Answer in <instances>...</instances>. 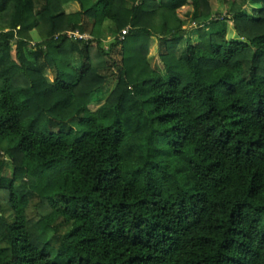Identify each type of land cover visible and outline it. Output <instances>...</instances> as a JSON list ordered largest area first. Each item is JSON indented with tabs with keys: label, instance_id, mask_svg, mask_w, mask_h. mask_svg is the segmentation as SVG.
<instances>
[{
	"label": "trees",
	"instance_id": "1",
	"mask_svg": "<svg viewBox=\"0 0 264 264\" xmlns=\"http://www.w3.org/2000/svg\"><path fill=\"white\" fill-rule=\"evenodd\" d=\"M215 1L0 0V264H264V0Z\"/></svg>",
	"mask_w": 264,
	"mask_h": 264
},
{
	"label": "rangeland",
	"instance_id": "2",
	"mask_svg": "<svg viewBox=\"0 0 264 264\" xmlns=\"http://www.w3.org/2000/svg\"><path fill=\"white\" fill-rule=\"evenodd\" d=\"M214 4H215L214 5V13H225L226 12L225 5L223 4V2L217 0L214 2ZM72 9H74V8H70V7L67 8L68 11H72ZM86 23H87V28L90 29L92 26V20L87 19ZM195 25L196 24L193 23L192 25L186 26V28H187L186 33L189 34L190 36H192L194 39H196L198 36L196 33ZM104 27L105 28H104L103 38H102L103 39L102 45L105 49H108L110 44L115 41V38H114L115 34L113 33V24L110 21L106 20ZM84 35L86 38L87 37L89 38L88 33H86ZM33 36L35 39L34 42L39 40V38L35 32H33ZM184 45H186L185 40L182 41L179 49L182 50V47ZM162 51H164L163 43L158 37H155L153 39L152 44H151L150 55H149V60H150L151 66L155 69L162 70L164 67L163 63L161 61V57H160ZM114 59L117 60L118 62H120L121 61V55L119 53H113L111 56V59L109 60L110 64H113ZM105 73L109 76L108 77L109 79H108L105 87L103 88V91L97 95L95 102L91 105L92 109H96L98 106H100L105 101V99L107 98L109 93L112 91L114 86L116 85L117 75H118L116 72V69L112 68V69L106 70ZM45 75L49 78L50 81L54 80V74L49 69L45 70ZM6 161L7 162H6V166H5V170H4L3 174L6 177H11L13 167L11 165L10 159L7 158ZM38 200L39 199L36 196L31 197V204H30V207L28 209V215L29 216H32L35 213V205L38 202ZM3 207L5 208V209L4 208L3 209L5 210L7 217L12 218L13 212L10 210V208H8V206L6 204H3ZM61 230H62V232H65L68 229H67V227H62Z\"/></svg>",
	"mask_w": 264,
	"mask_h": 264
},
{
	"label": "built area",
	"instance_id": "3",
	"mask_svg": "<svg viewBox=\"0 0 264 264\" xmlns=\"http://www.w3.org/2000/svg\"><path fill=\"white\" fill-rule=\"evenodd\" d=\"M127 33V30H124L123 31V35H125ZM69 36H75V37H85V35H81L79 32H69L68 33Z\"/></svg>",
	"mask_w": 264,
	"mask_h": 264
}]
</instances>
